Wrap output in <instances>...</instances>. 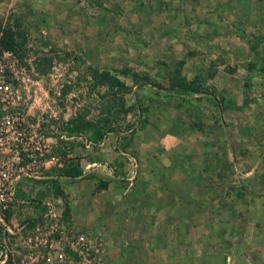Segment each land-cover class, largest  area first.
<instances>
[{
  "label": "rangeland",
  "instance_id": "obj_1",
  "mask_svg": "<svg viewBox=\"0 0 264 264\" xmlns=\"http://www.w3.org/2000/svg\"><path fill=\"white\" fill-rule=\"evenodd\" d=\"M13 78L50 152L2 209L0 264H264V0H0ZM193 165L222 188L172 206L166 176Z\"/></svg>",
  "mask_w": 264,
  "mask_h": 264
},
{
  "label": "built area",
  "instance_id": "obj_2",
  "mask_svg": "<svg viewBox=\"0 0 264 264\" xmlns=\"http://www.w3.org/2000/svg\"><path fill=\"white\" fill-rule=\"evenodd\" d=\"M18 81L0 83V214L13 204L16 182L22 175H39L50 152L41 118L31 119L27 100L14 101L22 90Z\"/></svg>",
  "mask_w": 264,
  "mask_h": 264
},
{
  "label": "crops",
  "instance_id": "obj_3",
  "mask_svg": "<svg viewBox=\"0 0 264 264\" xmlns=\"http://www.w3.org/2000/svg\"><path fill=\"white\" fill-rule=\"evenodd\" d=\"M192 153H194V152H192ZM229 155H230L229 157H231V158L234 157V155L232 153H229ZM191 157H193V156H191ZM179 167H173V169H171L170 174H168L166 176V182L165 183L163 182L166 186H168V187H166V191H170L172 193L171 194L172 196L170 198H175L172 206L173 205H187V206L188 205H191V206L199 205V206L205 207V205H207L206 199L205 198L201 199L202 194L199 192H197L198 194H196L195 198L192 197L191 195L190 196L188 195V197H185L186 195L184 193L179 192V190H177L178 184L184 183V184H186L187 189L200 190V191L208 189V186L210 188H215V189H218V188L220 189L223 186V183H222L223 172H222L221 166L217 169H216V167L214 168L215 169L214 181L211 179L212 171L210 170L208 172L205 167H202L200 165H198V166L197 165L185 166V167H180V168ZM197 167H199V168H197ZM160 169L161 168L149 167V169H146V171L148 170L147 172L146 171H144L145 173L141 172L142 174H144V179H142V180H144L142 182V187H143L142 190H146L148 188L158 187V186L152 185V181H154L156 179L160 180V178L164 177L162 174L163 169H162V171H159ZM233 170H235V168ZM166 171H167V169H166ZM235 172L237 173V170H235ZM217 174H218L219 178L217 177ZM148 175H150L149 176L150 177L149 179L151 180L150 182L148 181L149 180ZM81 179L82 178L79 177L78 179H75V180H81ZM161 182H162V180H161ZM207 214L208 213L203 212L202 214L199 213V215L196 217H194L193 215L184 216L182 221H180V219L178 221H176V218H174V216H175L174 214H172V213H171V215L168 214L166 219L169 220V222H165V223H167V225L169 223L170 227L168 226V228H167V226H162L161 227L162 229H157V230L153 231V228L150 226V227H148L149 228L148 237H159V238L164 237V236L169 237L168 233L163 234L164 231H166V232L169 231V228H171L172 230L175 231V234H176L175 238L179 237V234L177 233L178 231H183L182 236L184 237L185 231H188V229L190 231H192V228L189 226L190 223L192 221H195L196 218L198 219V222L204 221L207 218ZM215 216L217 217V213ZM220 216H221V214H220ZM213 217H214V215H213ZM149 219H150L151 223H153V224L157 223V218H154V220H152L151 218H149ZM170 221H173V222H170ZM201 227L206 229L207 226H201ZM123 229H124L123 232L126 231V233L131 230L130 227H126V226H123ZM206 231H207V229H206ZM173 237H174V235H173ZM184 244H186V243H183V245ZM177 245H179V244H177Z\"/></svg>",
  "mask_w": 264,
  "mask_h": 264
},
{
  "label": "trees",
  "instance_id": "obj_4",
  "mask_svg": "<svg viewBox=\"0 0 264 264\" xmlns=\"http://www.w3.org/2000/svg\"><path fill=\"white\" fill-rule=\"evenodd\" d=\"M52 68V61H50L49 59H42L38 62V69L41 73L43 74H46L50 69ZM188 92H191L193 94H198L200 93L199 91L197 90H193V91H188ZM64 176L65 177H69V178H79L83 175V171L81 170H69V169H66V171L64 172ZM10 219L8 218V221Z\"/></svg>",
  "mask_w": 264,
  "mask_h": 264
}]
</instances>
